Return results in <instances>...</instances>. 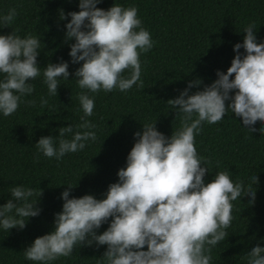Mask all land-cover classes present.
<instances>
[{
  "label": "clouds",
  "instance_id": "9594fccd",
  "mask_svg": "<svg viewBox=\"0 0 264 264\" xmlns=\"http://www.w3.org/2000/svg\"><path fill=\"white\" fill-rule=\"evenodd\" d=\"M100 3L79 0L78 12H60L61 20L70 17L65 42L74 41L71 63L81 65L74 76L82 90L78 100L83 115L79 124L58 129V137H41L35 144L37 160L42 154L59 161L85 149L86 142L96 141V125L87 119L95 103L87 93L144 87L140 56L154 42L142 26L137 7L114 4L103 10L97 7ZM16 15L12 8L0 16V28H8ZM255 27L253 22L244 28L243 43L235 44L236 55L226 73L217 71L211 85L193 94L190 90L202 82H189L177 98L167 101L180 116V127L171 137L159 132L156 122L142 125V131L134 134L126 167L117 172L118 182L108 186L105 198H70L74 188L67 186L54 230L24 250L26 260L51 264L70 257L77 246L95 244L106 246L99 259L102 264H210L212 248L225 240L232 223V202L248 196L253 204L258 176H252L246 187L243 180L234 183L228 171H220L205 183L210 161L198 155L195 137L205 122L217 124L227 112L240 118L248 132L264 135V43L257 42ZM40 48L41 40L31 34L24 38L16 31L0 35V113L4 117L13 115L21 103L36 106L35 100L23 98L35 91L32 81L41 76V70L49 96L57 97L60 79L69 80L68 62L38 66ZM47 104L41 97L40 107ZM257 122L262 125L259 130L254 127ZM10 195L0 206V228L23 230L30 218L40 215L37 205L43 190L12 186ZM109 220L107 230L97 234ZM247 260L264 264V247H253Z\"/></svg>",
  "mask_w": 264,
  "mask_h": 264
},
{
  "label": "trees",
  "instance_id": "16d2710c",
  "mask_svg": "<svg viewBox=\"0 0 264 264\" xmlns=\"http://www.w3.org/2000/svg\"><path fill=\"white\" fill-rule=\"evenodd\" d=\"M114 4L137 7L142 26L154 42L140 56L144 87L87 93L95 103L93 115L87 119L96 125L97 139L57 161L42 154L37 160L35 144L41 137H58V129L79 124L83 115L78 100L82 90L74 76L81 65L71 63L74 41L65 42L70 17L60 19L61 10L65 15L78 12L79 0H0V16L12 8L17 12L8 28H0V35L16 31L21 38L38 37V66L43 69L63 60L69 63L70 73L69 80L60 79L57 97H53L48 95L41 70V76L32 81L35 91L23 98L35 100L36 106L21 103L11 116L0 113V206L11 199L12 186L43 190L38 217L30 218L23 230L0 228V264H36L26 260L23 252L36 238L54 230V217L62 211L61 195L68 185L74 188L70 198H105L108 186L118 182L117 172L126 167L134 134L142 131V125L156 122L157 130L171 137L180 127V116L167 101L177 98L189 82H202L190 90L193 94L211 85L217 71L226 73L236 55L233 48L243 43L248 24L255 23L257 42L264 43V0H102L97 7L108 10ZM41 97L48 100L44 108L40 107ZM254 127L259 130L262 125L257 122ZM195 141L202 161H210L205 183L220 171H228L234 183L243 180L246 187L252 176H258L255 202L250 204L248 196L232 202L227 237L211 251L210 264H248L247 253L257 245L264 247V135L248 132L240 118L227 112L217 124L205 122ZM110 222L97 234L107 230ZM105 251L106 246L95 244L77 246L70 257L51 264H102L99 259Z\"/></svg>",
  "mask_w": 264,
  "mask_h": 264
}]
</instances>
